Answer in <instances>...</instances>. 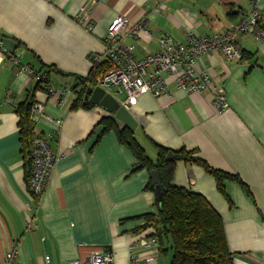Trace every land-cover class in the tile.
<instances>
[{
  "label": "crops",
  "instance_id": "crops-1",
  "mask_svg": "<svg viewBox=\"0 0 264 264\" xmlns=\"http://www.w3.org/2000/svg\"><path fill=\"white\" fill-rule=\"evenodd\" d=\"M248 8L247 0H0V39L16 41L9 55L48 71L50 83L64 92L62 102L50 98L16 63L0 61V264L16 248L13 264H68L98 249L113 252L115 264H170L169 240L147 245L152 229L138 230L146 214H158L151 172L138 167L113 130L101 135L104 117L129 126L85 99L89 107L72 109L83 87L78 77L106 60L96 57L107 51L108 27L119 16L147 20L152 34L126 41L144 58L160 49L161 34L185 41L189 32L221 33ZM77 15H88L91 27ZM237 43L243 60L229 62L212 51L199 62L226 94L223 112L209 92L190 94L174 84L173 98L144 93L128 108L138 123L136 139L153 161L159 146L185 149L242 180L226 179L224 195L202 165L182 159L173 184L204 195L219 211L234 264H264V40L242 33ZM32 99L50 116L34 124L35 134L48 136L64 154L37 200L26 179L16 112Z\"/></svg>",
  "mask_w": 264,
  "mask_h": 264
},
{
  "label": "built area",
  "instance_id": "built-area-1",
  "mask_svg": "<svg viewBox=\"0 0 264 264\" xmlns=\"http://www.w3.org/2000/svg\"><path fill=\"white\" fill-rule=\"evenodd\" d=\"M249 8L236 21L221 33L206 35L189 32L185 41H178L168 34L158 38L160 49L137 58L127 39L143 38L152 33L146 19L130 21L125 16L117 17L108 27L105 37L107 51L103 57H96V62L103 59L112 61V68L97 81L107 92L115 96L121 104L130 106L137 103L140 95L151 93L154 96L173 98L172 84L190 94L209 92L212 95L214 108L223 112L229 107L224 90L219 87L209 69L200 67L199 62L204 54L221 51L226 60H243V51L237 43V37L242 33L252 34L258 41L264 40V0H247ZM81 22H87L88 15H77ZM4 58L16 63L20 72H26L31 78L43 84L50 98L62 102V90L56 89L49 80L48 71H37L21 64L15 57L9 55L3 41L0 39V61ZM171 78V80H170ZM42 116L50 118L45 113V104L34 101L31 107V120L35 124ZM61 124V119L55 120ZM64 154L56 153L50 144L49 137L38 133L32 141V168L29 185L35 200L40 199L45 191L51 172ZM147 245H158L157 237H150ZM18 256L16 249L6 255V264H13ZM47 261H49L47 259ZM68 264H115L113 252L98 249L86 258H75Z\"/></svg>",
  "mask_w": 264,
  "mask_h": 264
},
{
  "label": "trees",
  "instance_id": "trees-1",
  "mask_svg": "<svg viewBox=\"0 0 264 264\" xmlns=\"http://www.w3.org/2000/svg\"><path fill=\"white\" fill-rule=\"evenodd\" d=\"M112 66V61L106 59L93 67L86 77H78L79 84L82 83L83 87L78 91V98L73 103L72 109L91 105L83 98L86 87L95 86L98 79L102 78ZM33 103L32 99L16 107L28 183L32 168V141L35 135L34 123L31 120ZM101 124L104 126L101 135L113 130L120 143L132 151L139 168H146L150 172L154 169L158 171L162 186V200L157 201L158 214H146L147 223L138 230L150 227L151 237L155 236L161 242L164 238L169 240L172 249L170 264H234L227 245L223 218L219 211L204 195L174 185L173 177L177 161L183 159L202 165L215 177L218 188L224 195H226L224 188L226 179H236L244 184L242 180L235 175L213 168L204 160L194 156L192 151L185 149L174 151L173 158L168 159L169 149L159 146L158 158L153 161L136 139L132 128L118 127L113 117H104ZM151 189L155 191L153 184Z\"/></svg>",
  "mask_w": 264,
  "mask_h": 264
},
{
  "label": "water",
  "instance_id": "water-1",
  "mask_svg": "<svg viewBox=\"0 0 264 264\" xmlns=\"http://www.w3.org/2000/svg\"><path fill=\"white\" fill-rule=\"evenodd\" d=\"M3 45L12 52L16 46V41L12 38H2ZM84 99L94 105H101L112 112L115 118L124 122L127 126L134 129L137 126V120L130 112L129 108L123 104L111 93L107 92L102 86H88L84 93ZM173 152L168 153L167 158L172 159ZM152 184L155 186V193L159 201L162 200V186L159 181L158 171L152 170L151 173Z\"/></svg>",
  "mask_w": 264,
  "mask_h": 264
}]
</instances>
